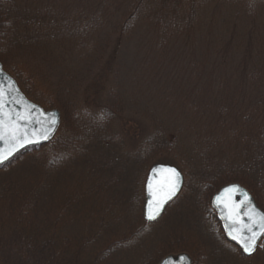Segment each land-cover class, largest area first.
<instances>
[{"label": "trees", "instance_id": "trees-1", "mask_svg": "<svg viewBox=\"0 0 264 264\" xmlns=\"http://www.w3.org/2000/svg\"><path fill=\"white\" fill-rule=\"evenodd\" d=\"M106 1L92 0L91 5H86L90 3L87 0L75 9V18L68 23L58 8L39 5L36 1L27 5L0 0V63L26 98L62 115L58 134L48 144L29 148L18 156L58 146L66 150L90 143L111 146L117 136L116 123L123 119L128 104H135L134 139L144 161L171 163L183 175L201 179L205 184L209 181L204 179H243L237 173H243L248 162L264 163L261 86L259 89L256 86V96L246 103L247 93L237 92L243 87L223 84L262 80L261 75L264 81V70L250 74L243 66L248 54L238 63L242 70L228 69L227 64L236 62V54L227 56L219 51L241 45L263 48L264 41L258 42L256 38L254 46L252 37L246 43L233 46L231 40L195 41L186 32L199 28L202 23L147 22L141 18L147 13L143 7L146 2L114 0L116 3L110 8L103 6ZM170 6L160 3L154 8L168 11ZM176 6L173 3L172 9ZM119 12H123V19L113 17ZM254 21L247 24L248 30L243 28L245 24L234 22L231 32L240 28L248 33L264 32V23L256 25ZM142 28L155 37L146 42L149 50L136 57L142 68L128 72L116 65L121 58L117 57L116 50L108 53L115 43L111 37L119 31L121 38L125 37L122 41H127V35ZM196 42L202 49L196 51ZM179 43L183 51L174 49ZM164 63L170 65L156 67ZM198 65L204 68L199 69ZM125 74H130L129 82L125 81ZM89 80L96 82V91L92 94L85 90ZM126 83L130 85L131 97L123 89ZM69 122L73 123L71 127ZM251 129L259 134L260 146L246 136ZM232 148L241 155L236 166L226 161L233 156ZM222 159L225 160L222 163L227 162L225 168L218 166ZM220 170L224 174L221 177ZM207 210L213 214L209 207ZM43 237L36 221L27 215L11 226L0 217V264L69 261L66 245L57 246L52 237Z\"/></svg>", "mask_w": 264, "mask_h": 264}, {"label": "rangeland", "instance_id": "rangeland-1", "mask_svg": "<svg viewBox=\"0 0 264 264\" xmlns=\"http://www.w3.org/2000/svg\"><path fill=\"white\" fill-rule=\"evenodd\" d=\"M15 1L27 5L36 1L39 5L58 8L66 22L71 23L75 18V9L86 4L87 0ZM89 1L86 5L92 4V0ZM142 1L146 2L143 7L147 8V13L141 15L143 21L202 23L199 28L186 32L188 37L195 41L231 40L232 46L235 43H246L251 37L254 39L253 46L257 43L256 38L258 42L264 41V32L248 33L242 28L231 32L233 29L230 28L234 22L245 24V29L252 20H255L256 25L264 23V2L259 0ZM114 3L116 1L107 0L103 6L112 8ZM160 3L171 6L168 11H159L154 6ZM173 3L178 5L174 9ZM122 14L123 12L115 13L113 17L123 19ZM121 33L116 31L111 37L115 43L110 46L108 53L116 50L117 57H121L116 65L128 72H137L142 66L138 65L136 57L149 50L146 42L155 35L142 28L137 33L127 35V41H122L125 37L121 38ZM196 43V51L202 49L198 42ZM174 49L183 51L184 47L179 43ZM219 51L227 56L236 54V62L227 64L228 69L242 70V65L238 63L248 54V60L252 61L247 60L243 66L250 74L264 70V47L244 48V45H241L232 49L222 48ZM10 62L12 64L11 59ZM163 65L170 64H157L156 67L167 68ZM197 68L202 69L204 65H198ZM129 75L124 76L127 82L130 81ZM261 78L262 80L250 79L242 83L231 81L223 84L238 89L243 87V90L237 92H246V103H249L252 101L251 97L256 96V86L258 89L261 86L264 93L262 75ZM95 83L94 80H89L85 90L91 94L95 92ZM129 87V83H126L123 89L131 97L132 91ZM134 105L128 104L123 119L116 123L117 136H114L111 146L90 143L78 149L74 147L66 150L62 146L57 149L45 148L35 154H18V157L2 166V221H7L8 224L10 222L11 226L27 215L29 219L36 221V225L44 233V239L55 234L52 237L54 244L66 245L67 254L72 258L62 264H158L161 257L176 256L180 253L193 256L197 264H264V238L256 252L250 258H244L239 249L224 239L220 225L210 208V199L214 192L224 185L237 183L252 194L256 204L264 212V163L248 162V168L244 169L243 173H237L243 179H204L205 182L209 181L208 184L184 174L183 189L176 200L165 209L157 221H144L143 186L147 171L155 164H172L144 161L137 152L134 139L136 125L133 123L136 119L133 114L137 108ZM61 122L62 115L60 124ZM72 124L69 122L70 127ZM126 128L128 130L124 135ZM59 135L65 136L61 133ZM246 136L260 146L259 134H255L251 129L247 130ZM91 139L92 135L89 136V142ZM232 151V158L229 157L226 161L236 166L241 161V155L233 148ZM222 161L225 160L222 159L218 166L225 168L227 162ZM221 170L220 177L224 175ZM206 207H209L213 214L208 212Z\"/></svg>", "mask_w": 264, "mask_h": 264}, {"label": "water", "instance_id": "water-1", "mask_svg": "<svg viewBox=\"0 0 264 264\" xmlns=\"http://www.w3.org/2000/svg\"><path fill=\"white\" fill-rule=\"evenodd\" d=\"M0 91H2L5 100L4 114L5 120H7L8 114L10 113L13 117L19 114L22 119L20 124L22 125L20 131L27 132V136L23 143H12L5 141H0V154H8L7 159L0 163V168L5 164L9 163L18 154L23 153L25 150L32 147H39L48 144L56 135L60 126V112L58 110H48L45 111L39 105L28 100L24 94L18 88V85L6 72H4L2 65L0 64ZM53 121L55 123L53 124ZM46 129H50L47 132V139L44 138V132ZM175 168L180 173V185L179 190L176 195L170 200H167L163 204L162 209H160V214L155 220L149 221L147 215L156 212L153 197L149 194L148 185H152V191L157 194L159 199H164L171 188L174 177L166 169ZM232 185H237L238 188L228 192L225 189ZM183 187V176L179 169L169 164H155L149 168L146 174V178L143 186L144 195V205L142 216L144 221L147 223H153L157 221L164 213L167 206L172 203L180 194ZM247 193L251 197V205L247 208L239 207V215H237V206L240 204L241 200L244 199V194ZM219 197V199H217ZM150 202H153V207H149ZM210 206L215 211L216 219L218 220L222 233L229 243L237 247L245 257L248 256L243 252L240 245L233 239L229 234V229L232 223L231 218L243 220L244 223L249 222V216H256L258 214H264V212L256 205L254 199L250 193L241 185L237 183L227 184L220 188L216 192L211 200ZM254 209V211H253ZM245 212L248 215H245ZM264 238L262 236L258 240V245ZM158 264H191L189 256L185 253L178 254L176 256H167L163 258Z\"/></svg>", "mask_w": 264, "mask_h": 264}, {"label": "snow or ice", "instance_id": "snow-or-ice-1", "mask_svg": "<svg viewBox=\"0 0 264 264\" xmlns=\"http://www.w3.org/2000/svg\"><path fill=\"white\" fill-rule=\"evenodd\" d=\"M4 93L0 91V141L7 140L8 142L15 145L16 143H23L25 137L27 136V132H21L20 129L22 125L20 124V120L22 117L17 114L13 117L10 113L8 114L7 120H5L4 107ZM55 121H53V124ZM50 129H46L44 132V138L47 139V132ZM8 154H0V163L7 159ZM166 171L170 172L174 177L173 183L171 185L170 190L168 191L166 197L164 199H159L157 194L152 191V185H148L149 194L153 197L154 205L156 208L155 213H149L147 215V219L149 221L155 220L156 217L160 214V209H162L163 204L170 200L173 196L176 195V192L179 190L180 185V173L175 168L166 169ZM238 188L237 185H232L229 188L225 189V191L231 192ZM219 199V197L217 198ZM251 197L248 196L247 193L244 194V199L241 200L240 204L237 206V215H239V207H245L251 205ZM149 207H153V202H150ZM254 211V209H253ZM245 215H248L245 212ZM232 223L229 229V234L231 239L235 240L240 247L243 249V252L248 256H251L256 252L258 248V240L264 236V214H258V218L256 216H249V222L244 223L243 220L231 218Z\"/></svg>", "mask_w": 264, "mask_h": 264}, {"label": "flooded vegetation", "instance_id": "flooded-vegetation-1", "mask_svg": "<svg viewBox=\"0 0 264 264\" xmlns=\"http://www.w3.org/2000/svg\"><path fill=\"white\" fill-rule=\"evenodd\" d=\"M183 184H184V181H183ZM182 189H183V187H182ZM251 196H252V194H251ZM252 198H253V196H252ZM254 199V198H253ZM211 200V199H210ZM255 201V200H254ZM211 208V207H210ZM212 209V208H211ZM213 212H214V214H215V211L214 210H212ZM215 220L217 221V223L219 224V222H218V220L216 219V214H215ZM220 225V224H219ZM230 244V243H229ZM190 258V260H191V264H193V260H192V258L191 257H189ZM247 258H250V257H247Z\"/></svg>", "mask_w": 264, "mask_h": 264}]
</instances>
